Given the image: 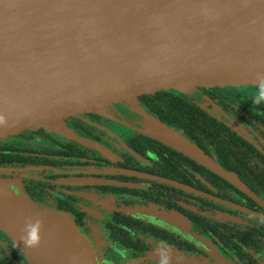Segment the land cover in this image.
Returning a JSON list of instances; mask_svg holds the SVG:
<instances>
[{
	"label": "flooded vegetation",
	"instance_id": "obj_1",
	"mask_svg": "<svg viewBox=\"0 0 264 264\" xmlns=\"http://www.w3.org/2000/svg\"><path fill=\"white\" fill-rule=\"evenodd\" d=\"M256 93L254 83L173 88L75 115L67 132L0 138V204L22 196L66 214L108 264H157L161 242L174 264H264ZM6 227L0 215V264H38Z\"/></svg>",
	"mask_w": 264,
	"mask_h": 264
},
{
	"label": "water",
	"instance_id": "obj_2",
	"mask_svg": "<svg viewBox=\"0 0 264 264\" xmlns=\"http://www.w3.org/2000/svg\"><path fill=\"white\" fill-rule=\"evenodd\" d=\"M256 72L264 0H0V138L67 132L66 120L86 111L173 88L255 83ZM12 203L0 215L17 241L28 218L43 220L40 246L20 243L33 262L108 264L66 214L22 196Z\"/></svg>",
	"mask_w": 264,
	"mask_h": 264
},
{
	"label": "clouds",
	"instance_id": "obj_3",
	"mask_svg": "<svg viewBox=\"0 0 264 264\" xmlns=\"http://www.w3.org/2000/svg\"><path fill=\"white\" fill-rule=\"evenodd\" d=\"M255 77L256 82L254 84L257 88V93L252 97V100L253 104L260 105L264 103V72H256ZM4 123V117L0 116V125ZM42 227L43 220L41 218H28L24 226L20 229L21 234L17 243L20 244L22 242L26 248H38L42 239ZM184 238L190 239V237L186 236ZM155 255L158 257L157 264H174L172 260V251L163 242L155 249Z\"/></svg>",
	"mask_w": 264,
	"mask_h": 264
},
{
	"label": "rangeland",
	"instance_id": "obj_4",
	"mask_svg": "<svg viewBox=\"0 0 264 264\" xmlns=\"http://www.w3.org/2000/svg\"><path fill=\"white\" fill-rule=\"evenodd\" d=\"M155 126H157V125H155ZM159 127H160V128H163V131L167 129V128L165 127V125H163V126L159 125V126L156 127V129H159ZM174 143H175V144H180V143L177 142V141H174ZM7 232H8V231H7Z\"/></svg>",
	"mask_w": 264,
	"mask_h": 264
}]
</instances>
